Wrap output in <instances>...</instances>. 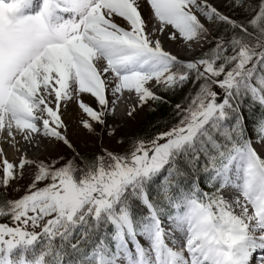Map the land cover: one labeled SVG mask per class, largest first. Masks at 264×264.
I'll use <instances>...</instances> for the list:
<instances>
[{"label": "snow or ice", "instance_id": "6c2138e0", "mask_svg": "<svg viewBox=\"0 0 264 264\" xmlns=\"http://www.w3.org/2000/svg\"><path fill=\"white\" fill-rule=\"evenodd\" d=\"M225 6L0 0V133L17 153L0 149V264H264V0ZM161 36L209 47L184 59ZM181 92L162 130L117 138L121 103L133 118ZM73 100L94 151L69 136Z\"/></svg>", "mask_w": 264, "mask_h": 264}, {"label": "rangeland", "instance_id": "374dc122", "mask_svg": "<svg viewBox=\"0 0 264 264\" xmlns=\"http://www.w3.org/2000/svg\"><path fill=\"white\" fill-rule=\"evenodd\" d=\"M214 3V2H213ZM228 3V0H223L221 3L217 5L220 11L227 13L229 11V8L225 6ZM142 16L143 18L147 21L149 20L150 16V9L145 6L142 7ZM152 24L149 21L148 23V28L151 30ZM210 31L212 30V26L208 25ZM163 46L167 49L170 50L173 54L179 55L180 57H188V58H193L196 52H200L203 50V47H200L199 45L194 46V48L189 49L185 45L177 43V42H172L166 39H163V36L160 37ZM184 56V57H183ZM81 99L83 100L84 103L88 104L89 106L96 107V102L95 98L92 97L90 94L82 93ZM131 106V105H130ZM129 106V107H130ZM128 107V108H129ZM149 103L146 104L142 109L137 110V114L134 115L133 118H129L127 116V111L123 113H118L115 116H110L108 117L109 122L112 121H119L122 127L118 130L117 132V138H127L131 136L139 126V123L141 120H143L146 112L149 109ZM128 110V109H127ZM63 112V119L65 123L68 125V133L70 138L73 140V142L78 146L81 147L82 149L87 145V150L89 151H94L96 150V145L99 144V141L96 140L93 137H89L87 133L84 132V130L81 128V121L83 119H88L87 115L83 113V111L79 108L78 103L73 100L72 102L67 104L66 108L62 109ZM6 140L8 138L6 137V134L0 133V149H3V152L6 156V158L11 162L15 161L17 159V153L12 147V144H10L9 140L8 143L6 144ZM103 143L105 146L109 148H115L116 147V142L115 140H110L109 138L105 137ZM15 184V182H13ZM22 186H26L28 183L27 178L21 180L19 182ZM21 193H15L12 191L10 188L8 191V197L10 198H16ZM0 222H6V221H0Z\"/></svg>", "mask_w": 264, "mask_h": 264}, {"label": "trees", "instance_id": "16d2710c", "mask_svg": "<svg viewBox=\"0 0 264 264\" xmlns=\"http://www.w3.org/2000/svg\"><path fill=\"white\" fill-rule=\"evenodd\" d=\"M229 12H230V9L227 13ZM208 47L209 45L207 43H204V49L202 51L207 50ZM187 87H190V85ZM187 87L184 89V91H187ZM158 94L163 95L164 99L168 102L166 104H155V103L150 102L149 103L150 107L148 111L146 112L143 120L140 121L138 129L131 136L150 135V134H153L155 132L162 130L164 127L165 121H169L172 118V110H173L174 105L180 102V100L183 97V92L178 93L176 95H168V94H163V93H158ZM250 127L251 125L249 122V128Z\"/></svg>", "mask_w": 264, "mask_h": 264}, {"label": "bare ground", "instance_id": "6f19581e", "mask_svg": "<svg viewBox=\"0 0 264 264\" xmlns=\"http://www.w3.org/2000/svg\"><path fill=\"white\" fill-rule=\"evenodd\" d=\"M223 0H210L211 3H213L215 6H217L219 3H221ZM163 39H166V37H163ZM8 143V140H6V144ZM11 144V143H10Z\"/></svg>", "mask_w": 264, "mask_h": 264}]
</instances>
